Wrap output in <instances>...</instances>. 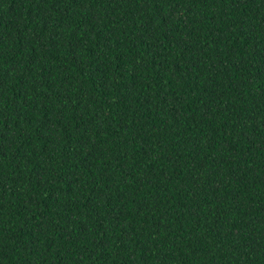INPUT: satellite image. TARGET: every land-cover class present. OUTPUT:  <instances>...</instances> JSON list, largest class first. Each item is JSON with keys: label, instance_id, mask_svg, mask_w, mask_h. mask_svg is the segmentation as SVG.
Masks as SVG:
<instances>
[{"label": "trees", "instance_id": "obj_1", "mask_svg": "<svg viewBox=\"0 0 264 264\" xmlns=\"http://www.w3.org/2000/svg\"><path fill=\"white\" fill-rule=\"evenodd\" d=\"M0 264H264V0H0Z\"/></svg>", "mask_w": 264, "mask_h": 264}]
</instances>
